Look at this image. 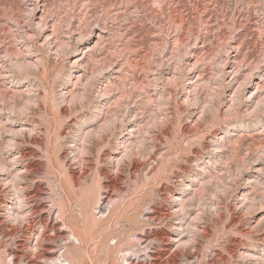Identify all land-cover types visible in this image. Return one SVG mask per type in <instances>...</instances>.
<instances>
[{"label": "rangeland", "instance_id": "374dc122", "mask_svg": "<svg viewBox=\"0 0 264 264\" xmlns=\"http://www.w3.org/2000/svg\"><path fill=\"white\" fill-rule=\"evenodd\" d=\"M263 100L264 0H0V163L10 179L20 169L16 186L34 212L7 216L15 189L1 169L0 264L14 248L36 260L43 216L70 235L47 231L59 259L77 243L61 220L83 233L80 209L107 195L88 250L118 239L132 249L99 253L96 263L85 254L81 264H123L124 255L264 264ZM123 136L132 156L117 169L111 156L121 155ZM114 183L122 190L104 187ZM154 210L161 219L145 220ZM146 231L161 240L139 241Z\"/></svg>", "mask_w": 264, "mask_h": 264}, {"label": "bare ground", "instance_id": "6f19581e", "mask_svg": "<svg viewBox=\"0 0 264 264\" xmlns=\"http://www.w3.org/2000/svg\"><path fill=\"white\" fill-rule=\"evenodd\" d=\"M24 62V61H23ZM31 63V62H30ZM29 63V64H30ZM19 64V63H18ZM27 64V63H26ZM28 64V65H29ZM31 66H32V63L30 64ZM35 65V64H34ZM33 65V66H34ZM19 66H21V65H18V67ZM30 66V67H31ZM36 66V65H35ZM34 66V67H35ZM22 67H23V65H22ZM33 67V68H34ZM21 68V67H20ZM19 68V69H20ZM90 83V82H89ZM191 84V83H190ZM243 84H245V83H243ZM241 85V84H240ZM103 87V86H102ZM240 87H242V85L240 86ZM240 89V88H239ZM100 93H103V95L105 96H107V94H108V92L106 91V89H102V91H100ZM109 95V94H108ZM100 97V96H99ZM103 97V96H102ZM76 98V97H75ZM236 98V97H235ZM82 99V98H81ZM194 99V98H193ZM237 99V98H236ZM32 100V99H31ZM197 100V99H196ZM264 101V100H263ZM194 102V101H193ZM192 102V103H193ZM259 102V101H258ZM30 103V102H29ZM195 103V102H194ZM263 103V102H262ZM261 103V104H262ZM27 104V103H26ZM260 107V106H259ZM258 107V108H259ZM17 108V107H16ZM27 108V107H26ZM202 108V107H201ZM208 108V107H207ZM257 108V109H258ZM19 109V108H18ZM21 109V108H20ZM32 109V108H31ZM98 109H100V108H98ZM102 110V109H101ZM101 110H100V112H101ZM203 110H205V108H203ZM26 111V110H25ZM24 112V111H23ZM201 113H203V112H201ZM104 115V114H103ZM98 116V115H97ZM202 116V115H201ZM115 118V117H114ZM111 119V120H108L106 123L105 122H103V124H102V126H101V128H99V131L97 130V133H99V134H101V132H103V131H105L106 130V128H108V127H112V126H114V124H115V122L118 120H115V119ZM121 120V119H120ZM113 128V127H112ZM35 129V128H34ZM34 129H31V131L32 130H34ZM108 129H110V128H108ZM30 130V129H29ZM94 129H92V130H89L88 132H87V134H86V136L88 137V134H90L91 135V131H93ZM16 131H18V130H16ZM139 131V130H138ZM150 131V130H149ZM93 132H95V130L93 131ZM134 129H131V130H129V133H127V135H132V134H134ZM144 132H145V130H144ZM146 132H147V130H146ZM145 132V133H146ZM17 133V132H16ZM18 133H19V131H18ZM96 133V132H95ZM230 132H225L224 134H223V136H219L218 137V141H223L225 138H226V136L229 134ZM15 134V133H14ZM31 134V133H30ZM136 134V133H135ZM134 134V135H135ZM139 134H140V132H139ZM148 134H150V132L148 133ZM142 135H144V134H142ZM141 135V136H142ZM146 135H147V133H146ZM27 136V135H26ZM85 136V135H84ZM101 137H102V135H101ZM86 138V137H85ZM85 138H84V140H85ZM121 138H124L121 142H119L120 144H122V151L120 152L121 153V155L119 156V155H113V156H111L112 157V159L113 160H115L116 161V163L118 164V166H117V169H120V164L126 159V158H130V156H132L131 155V149H130V147H129V145H128V143L129 142H127V140L126 139H128V138H125V136H123V137H121ZM141 138H143V137H141ZM11 139H12V137H11ZM14 139H15V137H14ZM13 139V140H14ZM137 139H138V137H137ZM144 140L146 139V137L145 138H143ZM142 139V140H143ZM149 139V138H148ZM121 140V139H120ZM136 140V139H135ZM134 141V140H133ZM227 141H228V139H227ZM11 142H13V141H11ZM140 142H141V140H140ZM16 143V142H15ZM76 143V142H75ZM139 143V142H138ZM8 144H10V146L12 145V147L13 146H15V144H14V142H13V144H11V143H8ZM83 144H85V143H83ZM141 144H142V142H141ZM222 144V143H221ZM80 145V144H79ZM79 145H78V147H79ZM131 145V144H130ZM143 145H145V144H143ZM9 146V145H8ZM16 146H17V144H16ZM15 146V147H16ZM75 147L77 146V144H75L74 145ZM139 146H141L140 145V143H139ZM75 147H72V148H74L75 149ZM9 148V147H8ZM145 148V147H144ZM218 148V147H217ZM222 148V147H221ZM85 149H86V147L84 146V145H82L81 147H80V150L79 149H77V151H80L81 153H83L84 151H85ZM136 149H138V147L136 148ZM12 150H13V148H12ZM76 150V149H75ZM74 150V151H75ZM140 150H141V148H140ZM25 152V151H24ZM86 152V151H85ZM136 152V151H135ZM134 152V153H135ZM138 152V151H137ZM22 153V152H21ZM134 153H132V154H134ZM23 154V153H22ZM77 155H80L79 153H76ZM136 154V153H135ZM150 154V153H149ZM142 155V154H141ZM17 158H18V156H16ZM15 156H14V160H15V163L17 162V158H16ZM20 157V156H19ZM21 157H22V155H21ZM75 157H77V156H75ZM24 158V157H23ZM78 158V157H77ZM19 161H20V159H19ZM80 161H82V160H80ZM14 162V161H13ZM125 162V161H124ZM2 163V162H1ZM1 163H0V170L2 169H5V168H7L8 170H7V174H8V177H7V179H6V181H8V182H13V185L11 186V187H13L14 189H15V191H14V200L13 201H15L14 203H11V204H6V207H5V210H6V213H7V216L11 219V221L12 222H20V221H26V220H28L29 219V216L28 215H32V214H34V212L33 213H30L29 212V214H28V210H26L25 209V206H26V202H28V200L27 201H25L26 199H24V194L22 195V194H20V191L18 190V187L16 186V185H18L17 184V181L18 180H21L22 178H24V177H20L21 176V174H20V169H18L17 168V173L16 174H14V177L12 178V179H10V174H11V172H9V167L7 166V165H5V164H3V165H1ZM139 164V163H138ZM138 164H135V165H133V167H132V169H131V171H130V174L133 176L135 173L137 174V172H139V170L141 169L140 168V165H138ZM25 170H26V168H25ZM38 170H40V169H38ZM205 170H206V168H204V172H205ZM4 171V170H3ZM36 172V171H35ZM34 173V172H33ZM68 173H66V175H67ZM75 174V173H74ZM24 176H26V175H24ZM73 176V175H72ZM68 177V176H67ZM71 177H69V179H70ZM78 182V181H77ZM7 183V182H6ZM69 183H70V188H71V191L73 192V191H75V187L78 185L77 183H76V180H75V178L74 177H72L70 180H69ZM80 184V183H79ZM62 186V185H61ZM20 187V186H19ZM104 187H111L113 190H119V191H121L122 189L120 188V186L118 185V184H116V183H114V184H111L110 186H104ZM21 188V187H20ZM22 189H23V187H22ZM26 189V188H25ZM61 189H63V188H61ZM29 190V189H28ZM67 191V190H66ZM22 192V191H21ZM62 192H64V191H62ZM243 195H245L244 193H243ZM28 199V198H27ZM106 199H108V201H110V202H112L113 201V197L111 196V195H107L106 197H105V200ZM105 200L103 201V202H101L100 200H98V202H97V204L92 208V210H90V211H85V210H83L82 208L80 209V211H81V217H82V219H83V233H80L78 230H77V227L76 228H73L72 227V225L69 223V224H67V222L68 221H64V220H61V221H63V224L64 225H68V227H70L71 228V235L77 240V243L76 242H74V241H71V242H69V243H66V250L62 253V255L59 257V259L56 257V253L52 250V244L50 243V240H52L53 239V237H51L48 233H47V231L48 230H52L53 232H54V235L56 236V238L58 237V238H62L64 241L65 240H68L70 237V235L68 234V233H66L62 228H60V224L59 223H57L56 221H54V219L52 220L51 219V221H47L46 219H43V217H40V219H41V222H42V227L44 226V227H48V228H44L43 227V230L38 234V237H37V241H36V243L33 245V246H31V248L33 249V252H35L34 254L36 255V260H38V259H42L43 261H44V264H61V263H68V264H81L85 259V254H87V256L88 257H90V259L93 261V263H96V261L98 262V260H99V258L100 259H102L101 258V256H100V254L99 253H101V254H103V253H106V254H110V251H112L113 249H117L118 250V252H125L126 253V251H128V252H130V249H132L131 247V245H129L128 247H126V248H122L121 246H123V242H124V239H118L117 241H116V243H115V246H113V247H108L107 245H106V242L105 241H101V243L100 244H98V246L97 247H94L95 249H93V252H95L94 250H99L100 252L98 253V252H95V254H91V252L88 250V244L90 243L89 241L91 240V239H93L94 238V236H95V234H96V232H101V230L97 227L98 225V223H100V221L98 222L97 220H95V216L97 215V213H95V209H99V212H98V214H103V213H105V206H104V203H105ZM179 201H180V203L182 204V203H184L183 201H184V199H183V197L181 198H179ZM109 202V203H110ZM95 204V203H94ZM111 204V203H110ZM251 205V204H250ZM93 206V205H92ZM107 206V205H106ZM114 206H115V204H114ZM59 207V206H58ZM83 207V206H82ZM62 208H63V205L61 206L60 205V211H62ZM186 208V207H185ZM184 208V209H185ZM36 209V208H35ZM38 209V208H37ZM111 209H113V208H111ZM39 210V209H38ZM44 210V209H43ZM110 210V209H109ZM124 210V209H123ZM30 211V210H29ZM182 211H184L183 210V207H182ZM114 212V211H113ZM62 213V215H64L63 214V212H61ZM123 213V212H122ZM182 214V213H181ZM185 214H188L187 212L185 213ZM59 216H61V215H59ZM124 216V215H123ZM64 217V216H63ZM73 217V216H72ZM72 217H70V218H72ZM121 217V216H120ZM65 219V218H64ZM144 219L145 220H152V221H157V220H159V219H161L160 218V216H158V214H157V211L156 210H154L152 213H147V214H145L144 215ZM199 219V218H198ZM78 220V219H77ZM183 220H184V218H183ZM70 221V220H69ZM81 221V220H80ZM129 221V220H128ZM148 222V221H147ZM183 222V221H182ZM180 223V225H179V227H184V224H186L185 222H183V223ZM101 224V223H100ZM105 225V224H104ZM107 225V224H106ZM190 225H192L193 226V228H196V226L197 225H194V224H190ZM41 226V225H40ZM97 227V228H96ZM101 228L102 227H104V226H100ZM15 228V227H14ZM105 230V229H104ZM181 231H180V234L184 231V230H182V229H180ZM187 230V229H186ZM192 230V229H191ZM194 230V229H193ZM196 230L198 231L199 229H197L196 228ZM189 231V230H188ZM190 232H193V231H190ZM163 233L161 232V231H154V232H150V231H146L142 236H138V239H139V241H141V239L145 242V243H148V242H150V241H153V240H161V235H162ZM10 235L12 236L13 235V233H10ZM97 236V235H96ZM98 236H99V234H98ZM116 237V236H115ZM191 237V236H190ZM117 238V237H116ZM192 238V237H191ZM190 238V239H191ZM170 239V238H169ZM184 240V241H182L181 242V240H178V242H181L180 244L181 245H185V244H188V243H191L190 241L191 240ZM194 240V239H193ZM14 242H15V240H14ZM151 243V242H150ZM160 243V242H159ZM125 246H127V244L125 245ZM133 246H136V244L135 245H133ZM18 248H20V247H18ZM264 251V250H263ZM8 256H10L11 257V259L8 261V263L7 264H21V263H23V264H39V262H37L36 260H32L30 257H27L26 259H24L23 258V256H24V254L22 253V249H10V250H8ZM92 252V253H93ZM127 252V253H128ZM134 253H135V251H134ZM158 253V252H157ZM247 253V252H246ZM253 253V251L251 250V252H249V253H247V254H249L250 256H253L254 257V254H252ZM189 254V253H188ZM245 254V253H244ZM248 255V256H249ZM256 255V254H255ZM245 256V255H244ZM9 257V258H10ZM149 257H152L151 259H154L155 258V252H152V254L150 253L149 254ZM176 257V256H175ZM246 257H247V255H246ZM23 258V259H22ZM250 258V257H249ZM8 259V258H7ZM209 259V258H208ZM1 260V259H0ZM4 260V259H3ZM2 260V261H3ZM179 259H177V257L176 258H172L171 259V261H170V264H179L178 261ZM1 261V262H2ZM185 261H187V262H189L190 261V259L188 258V257H186V260ZM42 262V261H41ZM123 262H126V263H123V264H150L149 263V261L148 262H146V260L145 261H141V258L140 259H138V258H133V257H131V256H127V255H124V258H123ZM3 263V262H2ZM6 263V262H5ZM181 263V262H180ZM154 264H162V263H160L159 262V260L156 262V263H154ZM185 264V263H184ZM187 264V263H186ZM199 264V263H198Z\"/></svg>", "mask_w": 264, "mask_h": 264}]
</instances>
